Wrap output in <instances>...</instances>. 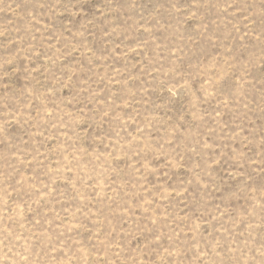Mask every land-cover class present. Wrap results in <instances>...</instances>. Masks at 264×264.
<instances>
[{
    "label": "rangeland",
    "instance_id": "rangeland-1",
    "mask_svg": "<svg viewBox=\"0 0 264 264\" xmlns=\"http://www.w3.org/2000/svg\"><path fill=\"white\" fill-rule=\"evenodd\" d=\"M0 264H264V0H0Z\"/></svg>",
    "mask_w": 264,
    "mask_h": 264
}]
</instances>
